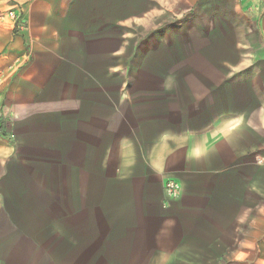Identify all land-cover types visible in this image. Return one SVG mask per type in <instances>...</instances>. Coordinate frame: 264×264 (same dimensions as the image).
Instances as JSON below:
<instances>
[{"label": "crops", "instance_id": "crops-1", "mask_svg": "<svg viewBox=\"0 0 264 264\" xmlns=\"http://www.w3.org/2000/svg\"><path fill=\"white\" fill-rule=\"evenodd\" d=\"M0 14V264H264V0Z\"/></svg>", "mask_w": 264, "mask_h": 264}, {"label": "built area", "instance_id": "built-area-1", "mask_svg": "<svg viewBox=\"0 0 264 264\" xmlns=\"http://www.w3.org/2000/svg\"><path fill=\"white\" fill-rule=\"evenodd\" d=\"M11 19H16V15L13 12L7 14ZM3 15L0 14V19H3ZM8 78L5 73L0 72V108L4 100L3 94L1 93V88L5 85ZM165 195L168 199L175 200L180 198L182 194V185L175 180H168L164 187Z\"/></svg>", "mask_w": 264, "mask_h": 264}, {"label": "rangeland", "instance_id": "rangeland-1", "mask_svg": "<svg viewBox=\"0 0 264 264\" xmlns=\"http://www.w3.org/2000/svg\"><path fill=\"white\" fill-rule=\"evenodd\" d=\"M10 13V12H9ZM14 13V12H13ZM16 15V14H15ZM18 17L16 16V19H17ZM133 29V28H132ZM130 41L133 43V41H134V35H133V33L131 34V36H130Z\"/></svg>", "mask_w": 264, "mask_h": 264}]
</instances>
